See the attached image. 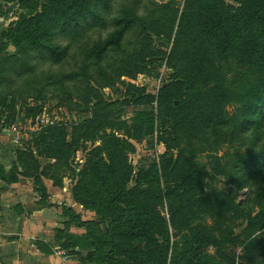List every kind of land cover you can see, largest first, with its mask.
Returning <instances> with one entry per match:
<instances>
[{
  "label": "trees",
  "instance_id": "obj_1",
  "mask_svg": "<svg viewBox=\"0 0 264 264\" xmlns=\"http://www.w3.org/2000/svg\"><path fill=\"white\" fill-rule=\"evenodd\" d=\"M138 2H130V6L119 14L117 31L108 41L97 44L87 52L88 60L83 70L91 68L89 63H92L102 82L112 83L120 74L133 77L144 69L140 59L143 58L145 45L137 52L117 58L123 48L125 31L138 19L135 14ZM100 3L101 0H48L34 14L21 15L16 22L12 41L16 51L10 53L6 50V43L0 45V113L6 112V117L1 118L4 124L15 121L18 100L35 96L46 86L53 94L66 90L64 79L67 78L41 80L37 74L27 71L30 67L28 53L31 50L47 51L59 59L60 52L52 45V34L60 30L77 33L81 24L95 18ZM200 15L201 29L207 37L214 39L217 61L211 59L204 41L195 42L190 36L186 39L189 35L186 19L179 15L175 21L177 15L172 13L165 26L160 28L157 24L154 28L160 29L168 37L172 36L167 61L177 67L176 77L162 85L156 94L145 92L143 86L127 82L128 92L137 90L136 102L140 97H145L147 102L156 103L155 111L149 114L150 123L145 127V132L155 129L154 119L165 124L168 118L171 120V131L184 144L178 149L173 163L174 182L170 187L164 188L160 183L156 166L139 170L135 185L127 187L132 165L126 155V139L116 130L122 129L126 133L128 124L125 119L114 116L112 109L96 113L99 105H90L89 97H86L82 108L92 110L94 113L91 117L72 123L69 132L63 122L43 125L38 133H32L25 140L23 147L15 150V160L7 172L2 173L9 181L16 180L19 173L32 177L41 197L46 196L47 189L42 177H50L54 184L61 185L62 179L51 170L59 163L68 165L70 154L81 138H100L101 142L95 148L107 155L105 173L97 175L95 164L87 165L73 187V195L83 199L85 207L95 209L101 219L106 218L108 229L97 232L87 228L84 234L70 232L66 238L72 242H62L65 247L91 245L81 257L88 264H188V254L204 244L221 249L237 240L232 228L222 219L226 216L223 213L226 208L211 201L208 183L201 176L196 161L187 153L186 145H189L196 119L202 117L211 120L220 107L231 99L240 100L245 107L253 106L256 110L264 107V0H248L241 6L224 3L223 0H202ZM107 56L111 60L107 61L106 67L103 61ZM244 68L259 71L255 83L247 81L242 70ZM13 69L22 73L15 84L9 79ZM179 105L185 106L182 115L175 112ZM27 109V112H33L36 107ZM139 128H142L141 125ZM42 156L53 161L41 164L39 158ZM98 188L109 192L103 199L102 207L95 205ZM166 199L170 200L171 233L173 236L185 235L183 247L171 251L172 242L173 245L176 242H171L166 227L164 239L155 244L146 259L127 263L116 258L123 256L127 259L137 253L134 233L123 227L122 204L142 210L147 218L143 225L150 228L157 205ZM232 208L235 209L233 201L228 210ZM210 214L215 216L214 221L208 218ZM246 217L251 231L264 226V208L255 213L248 212ZM185 230L187 233H184ZM76 252L80 253L78 249Z\"/></svg>",
  "mask_w": 264,
  "mask_h": 264
},
{
  "label": "rangeland",
  "instance_id": "obj_2",
  "mask_svg": "<svg viewBox=\"0 0 264 264\" xmlns=\"http://www.w3.org/2000/svg\"><path fill=\"white\" fill-rule=\"evenodd\" d=\"M5 1L13 4L7 5ZM201 1L139 0L136 8L140 7L146 18L137 19L125 31L123 48L117 58L137 52L145 45L146 48L142 52L143 58L140 59L141 65L144 66L143 71L136 73L133 77L120 74L112 83H108L102 82L96 68L89 63L91 68L83 70L82 67L78 70L79 74L72 79H64L66 90L53 94L50 87L46 86L41 93L18 100L16 119L13 124L22 133V139L26 140L32 133H38L50 120L54 123H65L69 132L72 123L89 118L94 113L92 110L82 108L86 97H89L90 105H99L97 110L95 109L96 113L112 109L114 116L125 119L128 124V132L123 133L122 129L116 130L126 139V155L132 165L127 187L135 185L139 170L154 166L158 168L159 181L163 187H170L174 182L173 163L177 158L178 149L184 144L179 142L171 131V120L168 118L165 124H162L159 119H154L155 129L145 132V127L150 123L149 114L155 111L156 103L155 101L147 102L145 97H140L136 102L137 90L128 92L127 82L143 86L145 92L156 94L162 85L176 77L177 67L167 61L172 36L168 37L164 32H160V29L154 28L157 24L160 28L165 26L172 13L177 15L175 21L178 20L179 15L186 19L189 29L186 39L188 40L190 36L195 42L204 41L211 59L217 61L214 39L207 37L201 29ZM223 1L235 6L248 2V0ZM45 2L48 0H0V45L6 43V50L10 53L15 52L16 46L12 41L16 22L21 15L29 16L39 11ZM156 3L165 6L160 7ZM175 27L176 24L173 26V32ZM77 34L78 32L74 35ZM87 52L85 63L88 60ZM108 60H111L110 56L103 61L106 67ZM242 70L245 71L249 83H255L258 80V70L254 68ZM28 107H36V109L33 112H27ZM184 111L183 105L175 108V112L179 115H182ZM4 117L6 112H1V123H3L1 118ZM139 125L142 128H139ZM105 129L109 128L105 127ZM100 142L97 136L81 138L70 154L68 165L59 163L51 170L56 177L62 179L61 185H67L66 192L69 198L65 200H68V203L72 202V199L75 201L74 206L63 203L61 207L63 227L58 233L60 237H57L59 245H63L62 242L68 240L67 233L73 232L69 230L70 226L79 227L80 232H73L77 234L86 233L87 228L97 232L108 229L106 218L101 219L95 209L85 207L83 199H77L73 195V187L82 177L87 165L90 167L91 164H95L98 168L97 175L105 173L104 168H107L108 163L107 155L103 150L95 148ZM9 145L11 146L10 143ZM186 150L196 161L201 176L208 183L207 189L211 201L226 208L223 212L226 216L222 219L232 228V233L237 237L234 243L221 249L211 244L200 246L188 254L190 259L188 264H264V226L251 231L246 217V213H255L264 208V107L256 110L253 106L245 107L240 100H229L220 107L211 120H205L202 117L196 119ZM39 159L44 165L48 161H53L52 158L45 156ZM96 191L95 205L102 207L103 199L109 192L102 191L100 188ZM232 201L235 209L228 210L232 207ZM169 203L170 200L166 199L157 205L150 228L143 225L147 218L142 210L122 204L124 206L123 227L134 233L137 253L127 259L123 256L116 258H121L127 263L146 259L147 253L152 251L155 244L164 239L166 227L171 242H176V245L172 242L171 251L183 247L185 235L173 236L171 233ZM208 218L212 221L215 216L210 214ZM184 233H187L186 230ZM65 248L77 257L80 264H88L87 260H82L81 257L91 248V245L81 247L72 245ZM77 249L80 253L76 252Z\"/></svg>",
  "mask_w": 264,
  "mask_h": 264
},
{
  "label": "crops",
  "instance_id": "obj_3",
  "mask_svg": "<svg viewBox=\"0 0 264 264\" xmlns=\"http://www.w3.org/2000/svg\"><path fill=\"white\" fill-rule=\"evenodd\" d=\"M13 123L0 122V264H80L57 241L63 227L61 207L69 198L67 185L43 176L47 194L41 197L32 177L19 173L9 181L2 174L15 160V150L25 144ZM69 230L81 231L77 226Z\"/></svg>",
  "mask_w": 264,
  "mask_h": 264
},
{
  "label": "clouds",
  "instance_id": "obj_4",
  "mask_svg": "<svg viewBox=\"0 0 264 264\" xmlns=\"http://www.w3.org/2000/svg\"><path fill=\"white\" fill-rule=\"evenodd\" d=\"M130 2L131 0H101L98 14H95L94 19L89 18L81 24L77 35L66 30L52 34V45L59 50V59L47 51L31 50L28 53L30 67L27 71L37 74L41 80L73 77L85 66L86 51L108 41L115 34L119 14L130 6ZM135 14L138 19L146 18L140 7L135 9ZM21 75V72L13 69L9 73V79L15 84Z\"/></svg>",
  "mask_w": 264,
  "mask_h": 264
},
{
  "label": "water",
  "instance_id": "obj_5",
  "mask_svg": "<svg viewBox=\"0 0 264 264\" xmlns=\"http://www.w3.org/2000/svg\"><path fill=\"white\" fill-rule=\"evenodd\" d=\"M5 4L12 5L13 3L5 1Z\"/></svg>",
  "mask_w": 264,
  "mask_h": 264
},
{
  "label": "built area",
  "instance_id": "obj_6",
  "mask_svg": "<svg viewBox=\"0 0 264 264\" xmlns=\"http://www.w3.org/2000/svg\"><path fill=\"white\" fill-rule=\"evenodd\" d=\"M48 122V121H47ZM48 123H54L53 120H50ZM48 123H45L44 125L48 124Z\"/></svg>",
  "mask_w": 264,
  "mask_h": 264
}]
</instances>
